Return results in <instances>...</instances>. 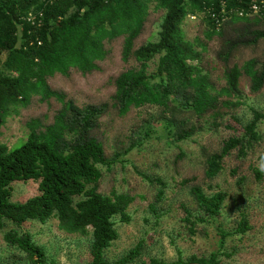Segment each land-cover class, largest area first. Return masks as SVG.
I'll list each match as a JSON object with an SVG mask.
<instances>
[{"label": "trees", "instance_id": "trees-1", "mask_svg": "<svg viewBox=\"0 0 264 264\" xmlns=\"http://www.w3.org/2000/svg\"><path fill=\"white\" fill-rule=\"evenodd\" d=\"M248 3L249 0H0V55L5 56L0 66V129L11 109L15 112L26 108L33 97L42 103L54 99L60 104L49 125L37 118L25 124L28 134L19 147L8 149L0 143V232L7 224L19 227L28 221L44 224L54 219L64 233L90 235L87 264H166L158 258L143 260V241L117 259L106 257L107 249L119 237L115 219L128 224V208L134 201L127 193L106 196L98 192L99 166L110 162L102 144L90 133L98 127L108 104L77 106L64 93L52 90L47 80L56 74L66 77L70 70L83 76L99 70L97 63L108 54L105 44L121 37V60L127 63L133 59L136 65L114 79L112 107L119 117L131 109L155 107L172 141L189 140L204 130L198 126L200 120L217 129L224 111L241 106L242 77L249 79L252 94L264 88V59L228 66L239 47L264 41V19L239 17L233 12L247 9ZM152 4L153 11L163 12L158 38L135 48ZM29 15L32 22L27 20ZM199 15L205 23L203 39L195 37L190 41L182 29L183 22L188 16ZM214 38L219 42L217 57L224 65L225 82L220 88L201 66L202 54ZM151 64H155L154 71L149 70ZM263 121L264 112L253 109L241 133L223 140L218 150L207 152L203 148L206 180L213 181L224 171L226 158L241 162L254 151L264 140L259 130ZM250 170L261 183L263 173L253 166ZM238 172V166L230 170L231 176ZM16 181L36 182L38 194L12 202L11 184ZM244 181L245 177H239L236 183L242 185ZM155 182L164 186L161 180ZM209 188H189L194 209L183 207L189 239L199 230L205 235V226L214 225L222 216L228 193ZM162 194L159 191L158 197ZM214 228L219 237L215 251L192 255L186 261L179 257L173 264H221L222 257L232 254L225 251L231 238L244 236L253 226L241 206L233 229L226 231L219 225ZM3 240L13 252L15 263L58 264L27 232L9 229ZM231 248L234 251L235 247Z\"/></svg>", "mask_w": 264, "mask_h": 264}, {"label": "rangeland", "instance_id": "rangeland-1", "mask_svg": "<svg viewBox=\"0 0 264 264\" xmlns=\"http://www.w3.org/2000/svg\"><path fill=\"white\" fill-rule=\"evenodd\" d=\"M153 8L152 4L144 28L135 40V48L158 38L163 12L153 11ZM182 29L190 41L195 37L203 39L205 23L202 15L188 16ZM122 41L119 37L105 44L108 54L97 63L99 70L85 76L70 70L66 77L56 74L47 80L52 90L64 93L77 106L108 104L98 120V127L90 133L102 144L105 157L110 162L109 165L99 166L101 178L97 185L98 192L106 196L127 193L134 197V201L128 208L131 217L128 224L115 219L119 237L107 249L106 257L117 259L140 241L145 245L143 260L158 258L166 264H173L179 257L186 261L192 255H207L217 249L219 237L214 226L219 225L226 231L233 229L238 220V207L242 206L249 214L253 229L244 236L231 238L232 242L228 243L225 251L232 254L222 257L221 264H264V172L261 171L262 182L258 183L250 170V166L260 170L264 140L241 162L226 158L224 171L213 181L205 179L203 155V148L207 152L218 150L223 140L241 133L242 126L252 118L253 109L264 112V88L252 94L249 79L242 77L239 84L242 104L234 110L224 111L226 114L217 129L200 120L198 126L204 127L203 131L189 140L174 142L162 128L159 109L146 106L131 109L125 116L119 117L112 107L110 98L114 94V79L136 65L133 59L127 63L121 60ZM218 50L219 42L214 38L207 44L201 61V66L210 73L211 82L216 88L224 86L225 82L224 65L217 57ZM4 58V55H0V66ZM249 59H264V41L256 46L239 47L233 52L228 66H241ZM154 69L155 64H151L149 70ZM59 108L60 104L54 99L42 103L38 97H33L26 108L16 109L15 112L11 109L0 129V143L8 149L19 147L26 140L28 130L25 124L28 121L37 118L44 125H49ZM259 130L264 134V121L259 124ZM237 166L238 174L231 176L230 170ZM239 177H245L242 185L236 183ZM156 180H161L164 186ZM183 181L188 182L183 184ZM193 185L202 186L205 191L209 187H212L210 191L216 188L225 190L228 198L222 216L214 225L205 226L206 234H201L199 230L189 239L183 207L194 209L188 192ZM159 191L163 193L160 197ZM37 194L36 182L16 181L11 184L12 202H22ZM9 229L29 233L58 264H87L89 260L90 235L64 233L51 219L44 224L28 221L19 227L7 224L0 232V264H20L19 260L16 263L12 261L13 252L3 240V234Z\"/></svg>", "mask_w": 264, "mask_h": 264}, {"label": "built area", "instance_id": "built-area-1", "mask_svg": "<svg viewBox=\"0 0 264 264\" xmlns=\"http://www.w3.org/2000/svg\"><path fill=\"white\" fill-rule=\"evenodd\" d=\"M233 12H235L239 17H259L264 19V0H249L247 9L234 10ZM27 20L32 22L33 17L29 15ZM38 44L40 43L38 42Z\"/></svg>", "mask_w": 264, "mask_h": 264}, {"label": "clouds", "instance_id": "clouds-1", "mask_svg": "<svg viewBox=\"0 0 264 264\" xmlns=\"http://www.w3.org/2000/svg\"><path fill=\"white\" fill-rule=\"evenodd\" d=\"M259 169L264 172V153L260 154Z\"/></svg>", "mask_w": 264, "mask_h": 264}]
</instances>
